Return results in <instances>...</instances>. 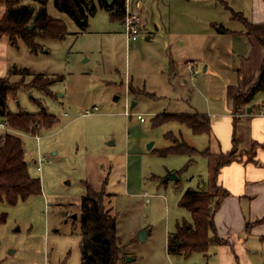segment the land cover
<instances>
[{"label":"rangeland","instance_id":"374dc122","mask_svg":"<svg viewBox=\"0 0 264 264\" xmlns=\"http://www.w3.org/2000/svg\"><path fill=\"white\" fill-rule=\"evenodd\" d=\"M92 2L96 12L81 33L54 0H47L48 15L66 29L64 38L38 39L36 55L20 40L7 51L9 66L20 73L9 83L22 87L15 99H8L9 112L29 113L37 120L44 109L58 122L50 129L37 126L33 133L8 128L22 140L28 172L40 180L42 194L15 206L0 203V213L6 215L0 224V259L2 264H81L80 201L90 185L110 195L104 203L117 219L124 247L121 264H196L194 257L177 260L169 254L166 239L179 225L192 223L180 202L188 189L202 186L207 161L198 157L188 165L186 156L160 152L172 146L179 131L199 150L204 140L178 123L158 124L166 120L163 115L190 113L191 108L207 112L210 102L221 105L223 86L235 79L231 69L236 63L229 38L213 27H242L232 13L253 22L264 0H127L130 12L139 17L135 41L126 39L125 19L112 21L97 0ZM22 5L38 8L31 0L16 6ZM6 9L0 4V19ZM185 54L212 60L208 72L200 60L198 75L179 66L173 74L171 58ZM37 82L53 98L35 90ZM86 111L91 114L84 116ZM215 161L211 158L210 165ZM170 175L177 181L162 185ZM211 186L202 191L214 194ZM139 231H146L145 240H139ZM248 258L264 264V241Z\"/></svg>","mask_w":264,"mask_h":264},{"label":"trees","instance_id":"16d2710c","mask_svg":"<svg viewBox=\"0 0 264 264\" xmlns=\"http://www.w3.org/2000/svg\"><path fill=\"white\" fill-rule=\"evenodd\" d=\"M21 1L23 0H0V4L7 8L0 19V37L5 36L11 47H16L20 40L31 54L36 55L40 51L38 39L62 40L64 38L66 29L61 20L48 15L47 0H31L38 4L37 9L30 5L16 6ZM97 2L99 8L107 12L112 21L122 23L126 14L127 0H97ZM54 6L74 21L81 33L86 31L89 17L96 12L92 0H54ZM232 14L233 19L236 16L237 21L242 23L245 33L254 37L258 44L264 47V23L253 24L241 14ZM215 30L218 33L228 32L221 25L215 27ZM17 72L15 67H10L6 77L0 78V119L7 128L20 133H33L37 126L50 129L58 120L44 109L39 113L37 120H34L29 113L9 112L8 99H15L17 92L22 88L20 85L9 83L11 76L20 74ZM21 73L27 75V69H23ZM32 87L45 93V86H42L40 82L33 84ZM50 87V85L47 86V90ZM261 93H264V63L256 83L247 92H240L234 97V113H243L253 99ZM46 95L51 96L50 93ZM163 116L166 120L158 125L175 122L188 128L194 136H210L211 134V121L206 115ZM172 143V146L164 149L160 154L186 156L189 159L188 165L195 163L198 157L211 159L215 156L210 150L199 151L175 137H172ZM239 159L234 149L218 156L211 186L214 194L193 189H188L184 193L180 207L190 214L192 223L179 225L177 231L169 235L167 243L169 254L189 258L195 253H206L211 245L224 243L215 235L213 217L220 201L227 193L216 186L215 178L224 165ZM166 183L163 181L162 185ZM41 194L40 180L32 178L28 172L22 140L8 132L0 134V203L15 206L19 202H25ZM109 197L110 195L103 190L95 191L90 185L86 186L85 195L80 201L81 264H121L124 259V247L121 246L117 236V219L104 203V199ZM5 221L6 215L0 213V224ZM255 224H264V218Z\"/></svg>","mask_w":264,"mask_h":264},{"label":"crops","instance_id":"0c3cea01","mask_svg":"<svg viewBox=\"0 0 264 264\" xmlns=\"http://www.w3.org/2000/svg\"><path fill=\"white\" fill-rule=\"evenodd\" d=\"M137 5L141 7L139 3ZM251 23H264V8ZM215 26L214 32L229 38L230 54L236 63L231 69L234 71L235 79L224 84L223 97L220 99L222 103L218 108L212 107L208 101L207 112H198L191 108L190 113L173 114L209 117L211 134L200 136L204 140L202 150L190 145L182 137L181 131L175 138L185 141L199 151L210 150L215 155L212 157L216 160L213 165H210L209 158H204L207 161V170L202 186H198L196 190L210 186L220 154H226L233 149L236 153L243 149L249 151L239 160L224 165L215 178L216 186L227 193L220 201L213 217L215 235L224 243L211 245L206 253H195L189 258L199 260L196 264H253L248 254L254 253L258 245L264 241V224H255L264 218V93L257 95L243 113H234L233 100L238 93L247 92L258 80L264 63V47L259 45L254 37L245 33L243 25L235 29L221 25L228 31L226 33H218ZM9 46L8 39L5 36L0 37V78L6 76L10 67L7 61ZM200 60L191 54H185L183 58H171L170 68L173 74H178L179 70H176L178 66L181 70L186 69L185 63L190 62L196 68V63ZM201 61L205 63L204 72H208L212 60ZM190 78L195 77L192 78L190 75ZM132 104L133 107L136 105L135 102ZM248 108H251L250 114L247 113ZM178 258L184 257L176 256L177 260Z\"/></svg>","mask_w":264,"mask_h":264},{"label":"built area","instance_id":"2783aa9c","mask_svg":"<svg viewBox=\"0 0 264 264\" xmlns=\"http://www.w3.org/2000/svg\"><path fill=\"white\" fill-rule=\"evenodd\" d=\"M125 22H124V34L126 36L127 41H135L137 39V36L139 34V27H138V22H139V17H137V15L135 13L130 12L129 10V5L128 2H126V14H125ZM186 69L190 72V74L192 76H196L198 75V70L193 66L192 63H188V65H186ZM97 108H94L93 111H97ZM90 111H86L84 113V116H88L90 115ZM66 116V114H64ZM128 114L126 113V116ZM137 119L140 122H144V118L140 115L137 116ZM0 129L3 131V133L8 131L7 126L2 123L0 125ZM36 139H38L39 137H35ZM38 170H40V166H38Z\"/></svg>","mask_w":264,"mask_h":264},{"label":"water","instance_id":"95a60500","mask_svg":"<svg viewBox=\"0 0 264 264\" xmlns=\"http://www.w3.org/2000/svg\"><path fill=\"white\" fill-rule=\"evenodd\" d=\"M204 71L206 70V68L203 69ZM115 100H118V98H115ZM133 107V104L132 106ZM247 113L250 114L251 113V108H248L247 109ZM177 181V176L176 175H170L168 178L165 179V182H168V181ZM145 235H146V231H139L137 236L139 238L140 241H143L145 240Z\"/></svg>","mask_w":264,"mask_h":264}]
</instances>
